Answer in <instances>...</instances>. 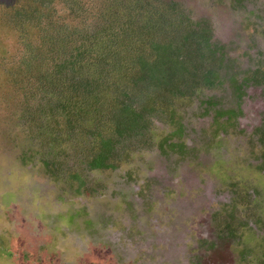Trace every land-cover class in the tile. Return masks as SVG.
<instances>
[{
  "label": "rangeland",
  "instance_id": "374dc122",
  "mask_svg": "<svg viewBox=\"0 0 264 264\" xmlns=\"http://www.w3.org/2000/svg\"><path fill=\"white\" fill-rule=\"evenodd\" d=\"M13 1L0 0L4 23ZM162 1H172L191 21H206L218 49L212 65L228 78L195 97L168 90L164 98L150 97L169 114L146 115V128L119 147L107 169L88 170L86 146L75 140L58 137L52 147L42 135L32 137L46 123L39 111L43 95L30 91L21 41L9 35L4 50L0 44V264H264V170L255 168L264 152L247 145L264 123V87L253 80L239 91L229 85L252 79L258 67L264 0ZM59 22L69 30L83 26L66 16ZM2 26L0 34H10ZM195 44L187 48L194 57ZM220 108L225 116L235 113L236 122L215 118ZM54 119L63 135V119ZM223 126L232 138H225ZM167 137L184 145L183 155L161 147ZM41 155L57 159L52 165L60 168L59 178L45 171ZM246 163L252 164L248 171L242 170ZM69 171L79 172L83 184ZM235 183L236 189L226 186Z\"/></svg>",
  "mask_w": 264,
  "mask_h": 264
},
{
  "label": "trees",
  "instance_id": "16d2710c",
  "mask_svg": "<svg viewBox=\"0 0 264 264\" xmlns=\"http://www.w3.org/2000/svg\"><path fill=\"white\" fill-rule=\"evenodd\" d=\"M7 11L3 16L5 23L0 17L2 27L10 32L0 34L2 50L9 35L21 41L24 49L20 65L32 84L30 91L43 95L39 111L46 123L38 126V133L32 131V137L42 135L43 143L51 146L54 141L55 145L59 143L58 137L60 141L67 137L86 146L82 162L88 170L113 167V160L122 150L119 147L139 136L148 125L146 115L168 110L156 100L150 103V97L164 98L166 90L171 96L195 97L202 88L228 78L225 71L212 65L218 49L203 27L206 21H191L174 8L172 1L14 0ZM63 16L83 26L69 30L67 24L59 22ZM182 25L190 32L182 31ZM194 42L196 57L187 50ZM260 56L252 79L229 81L234 91L249 80L264 87V52ZM195 58H200L201 63L195 64ZM223 110L215 109V118L225 116ZM233 114L225 116L226 124L236 122L237 115ZM54 117L63 119V135L54 126ZM223 130L225 138L232 136L227 127L223 126ZM173 136L180 138L182 134L176 131ZM170 139L173 137L162 141L161 147L167 144L173 153L183 155L184 145L169 142ZM223 143L226 139L218 145ZM247 145L250 151L264 152V123L255 126ZM40 162L53 179L59 178L60 168L52 165L58 163L55 157L51 160L41 155ZM241 165L242 170L248 171L252 164ZM255 168L264 170V157ZM68 177L83 184L77 171H69ZM237 185L226 186L236 189ZM241 252L245 254L243 249Z\"/></svg>",
  "mask_w": 264,
  "mask_h": 264
},
{
  "label": "bare ground",
  "instance_id": "6f19581e",
  "mask_svg": "<svg viewBox=\"0 0 264 264\" xmlns=\"http://www.w3.org/2000/svg\"><path fill=\"white\" fill-rule=\"evenodd\" d=\"M186 110V109H185ZM202 154V153H201Z\"/></svg>",
  "mask_w": 264,
  "mask_h": 264
}]
</instances>
